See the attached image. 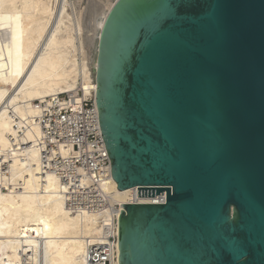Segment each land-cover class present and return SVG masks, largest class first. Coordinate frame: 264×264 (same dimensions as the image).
Here are the masks:
<instances>
[{
  "label": "water",
  "instance_id": "1",
  "mask_svg": "<svg viewBox=\"0 0 264 264\" xmlns=\"http://www.w3.org/2000/svg\"><path fill=\"white\" fill-rule=\"evenodd\" d=\"M120 264H264V0H116L93 51Z\"/></svg>",
  "mask_w": 264,
  "mask_h": 264
},
{
  "label": "bare ground",
  "instance_id": "2",
  "mask_svg": "<svg viewBox=\"0 0 264 264\" xmlns=\"http://www.w3.org/2000/svg\"><path fill=\"white\" fill-rule=\"evenodd\" d=\"M93 1L86 28L81 0H0V264H89L90 245H110L102 237L121 205L149 203L102 180L112 209L74 213L61 165L72 154L61 146L45 153L44 112L60 95L96 90L93 51L116 0Z\"/></svg>",
  "mask_w": 264,
  "mask_h": 264
},
{
  "label": "built area",
  "instance_id": "3",
  "mask_svg": "<svg viewBox=\"0 0 264 264\" xmlns=\"http://www.w3.org/2000/svg\"><path fill=\"white\" fill-rule=\"evenodd\" d=\"M91 93L86 96L83 91L78 90L76 93L60 95L54 106L46 110L42 117V124L47 133L46 142L49 143L46 155L57 146L68 149L72 154L68 161L61 160V165L66 168L62 182L70 186V196H72L67 202L68 208L74 213L102 212L112 209L110 197L103 194L99 188L102 180L113 178L111 161L100 127L95 99L96 90H92ZM37 105L44 106L40 102ZM80 169L84 171L83 175L78 172ZM83 177L90 179V187L85 189L82 187ZM133 189H135L134 195L138 198V187ZM163 193L164 196L142 199L149 201L146 203L149 205H165L167 192ZM141 204L143 203L135 201L128 205ZM119 218L115 216L112 233L107 231L102 237L108 240L110 245L88 247L89 264L119 263Z\"/></svg>",
  "mask_w": 264,
  "mask_h": 264
},
{
  "label": "rangeland",
  "instance_id": "4",
  "mask_svg": "<svg viewBox=\"0 0 264 264\" xmlns=\"http://www.w3.org/2000/svg\"><path fill=\"white\" fill-rule=\"evenodd\" d=\"M98 1H93V0H81L80 2V6L82 8V10H85L86 11V19H85V24H86V28H90L92 26V21L94 19V11L96 9H98V4H97ZM39 103V102H37Z\"/></svg>",
  "mask_w": 264,
  "mask_h": 264
}]
</instances>
